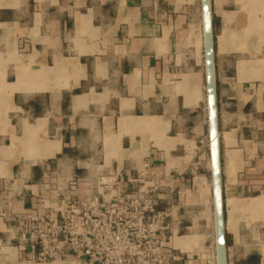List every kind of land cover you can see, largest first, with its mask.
I'll list each match as a JSON object with an SVG mask.
<instances>
[{
    "label": "crops",
    "instance_id": "0c3cea01",
    "mask_svg": "<svg viewBox=\"0 0 264 264\" xmlns=\"http://www.w3.org/2000/svg\"><path fill=\"white\" fill-rule=\"evenodd\" d=\"M211 15L221 218L202 0H0V264H34L43 183L111 171L154 190L173 264H264V0Z\"/></svg>",
    "mask_w": 264,
    "mask_h": 264
},
{
    "label": "built area",
    "instance_id": "2783aa9c",
    "mask_svg": "<svg viewBox=\"0 0 264 264\" xmlns=\"http://www.w3.org/2000/svg\"><path fill=\"white\" fill-rule=\"evenodd\" d=\"M210 148V145H209ZM39 215L20 221L19 241L32 246L34 264H173L154 190L138 178L111 171L93 182L67 180L64 190L43 183ZM55 193L47 196L44 192Z\"/></svg>",
    "mask_w": 264,
    "mask_h": 264
},
{
    "label": "water",
    "instance_id": "95a60500",
    "mask_svg": "<svg viewBox=\"0 0 264 264\" xmlns=\"http://www.w3.org/2000/svg\"><path fill=\"white\" fill-rule=\"evenodd\" d=\"M203 22L206 31V64H207V85L209 95V122H210V152L211 158L216 167V176L214 178L215 199L218 212L221 218L222 211V194L219 178V134L216 121V107L214 100V77H213V53H212V15L211 0H202ZM219 264H225L224 247L220 245L218 248Z\"/></svg>",
    "mask_w": 264,
    "mask_h": 264
},
{
    "label": "bare ground",
    "instance_id": "6f19581e",
    "mask_svg": "<svg viewBox=\"0 0 264 264\" xmlns=\"http://www.w3.org/2000/svg\"><path fill=\"white\" fill-rule=\"evenodd\" d=\"M211 142V141H210Z\"/></svg>",
    "mask_w": 264,
    "mask_h": 264
}]
</instances>
